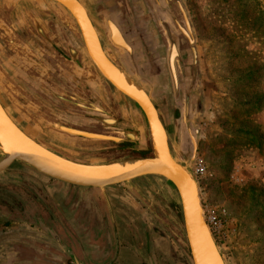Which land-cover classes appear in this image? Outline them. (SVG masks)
<instances>
[{
    "label": "rangeland",
    "instance_id": "374dc122",
    "mask_svg": "<svg viewBox=\"0 0 264 264\" xmlns=\"http://www.w3.org/2000/svg\"><path fill=\"white\" fill-rule=\"evenodd\" d=\"M109 1L86 0V6L93 10L101 3H105L104 6L110 4ZM112 1L118 6L113 10L117 17L126 16L128 21L132 15L124 28L131 36L126 40L133 48L134 63L118 51L113 52L109 47L108 50L120 69L125 67L123 71L151 94L153 103L163 111L167 131L173 137L174 101L164 61L166 41L160 26L145 0ZM178 1L186 12L194 41L195 58L188 43L182 45L186 69L180 75V84L181 95L186 92V86L194 81L197 84L193 106L199 113V136L194 175L204 216L226 264H264V0ZM170 2V11L175 17L172 21L174 30L184 29L182 17L173 7L172 0ZM47 9L42 0H0L1 104L26 134L64 158L84 164L123 158L118 146L101 141L81 142L64 137L56 130L55 115L69 117V121H79L84 115H72L78 113L77 109L57 101L50 94L63 84L67 93L72 94L79 90V81L78 84L76 80L70 83L63 77L70 68L69 63L63 64L59 57L60 54L67 56L68 38L73 37L69 20ZM90 14L94 26L103 36L98 13ZM51 19L63 24L54 25ZM37 25L53 44H48L38 34L41 29L37 27V32ZM71 27L76 28L75 38L82 54L78 28L76 25ZM142 33L146 40L141 38ZM180 38L185 37L180 33ZM80 59L88 63L84 54ZM136 72L144 84L136 79ZM144 75L149 79L145 80ZM83 85L92 92L95 100L101 102L99 105H103L104 110L112 109L119 118L147 130L143 114L135 104L117 98L116 92L109 87L107 95L96 78ZM94 123L97 130H104ZM198 169L201 170L199 173ZM38 182L50 183L20 165H13L0 174L2 221L18 212L21 215L16 203L23 198L30 200L34 193L48 197L36 188ZM135 183L152 202L148 204L152 210L180 235L183 228L180 215L173 207V186L157 177ZM125 192L130 195V203H134L124 212L125 219L133 221L126 223V227L131 233L141 234L144 242L141 246L151 249L156 263L164 262L161 258H166L164 253L170 247L171 251L178 250V263H191L163 225L134 195ZM52 212H48L51 218ZM38 214L36 210L34 218ZM173 221L178 225L175 226ZM119 222L118 217V225ZM149 235H153V243Z\"/></svg>",
    "mask_w": 264,
    "mask_h": 264
},
{
    "label": "water",
    "instance_id": "95a60500",
    "mask_svg": "<svg viewBox=\"0 0 264 264\" xmlns=\"http://www.w3.org/2000/svg\"><path fill=\"white\" fill-rule=\"evenodd\" d=\"M45 1L56 3L71 15L92 63L118 93L140 109L147 130L139 124L124 121L116 113L106 111L100 105H97L102 111H98L97 114L91 116L89 112L87 114L102 129L109 132L107 136L83 134V132L73 128L60 125L56 126V130L69 137L107 142L118 146L124 156L107 163H78L58 155L30 138L12 120L0 102V174L6 172L13 165H20L49 180L84 189L87 194L94 190L100 191L107 207L108 220L110 222L108 229L109 244L114 248L115 259L119 252L118 231L106 189L122 186L130 194L134 195L163 225L183 249L191 264H226L223 254L219 251L206 222L199 186L194 175L199 136V127L197 126L199 113L195 111L193 106V99L197 96L195 93L197 84L194 81L190 86H186V92L181 95L180 75L184 74L186 69L182 45L185 42L188 43L193 58H195V51L190 24L180 2L172 0L173 7L183 19V33L180 30L182 29L181 27H179V31L174 30L172 21L175 17L170 11L166 0H145L146 5L153 11L166 41L165 62L174 101L173 117L175 126L173 137H171L167 131V123L163 111L157 108L142 86L124 71L113 66L106 58L94 30V24L83 6L77 0ZM107 13L103 15V18L111 19L113 16L118 15L113 11L111 13L108 11ZM164 25L171 27L172 33L176 36L177 55L179 57L174 64V79L168 66L171 44ZM180 33L185 37L184 39L180 38ZM38 34L46 39L44 34L42 35L39 32ZM115 49L118 50L120 55L125 56L121 49L117 47ZM135 77L144 84L137 72ZM103 118L111 119L113 123L106 124ZM149 177L163 179L173 186L175 190L172 199L173 207L175 213L180 215L183 228V232L180 235L176 230H172L157 212L152 210L149 206L152 202L144 196L136 185L135 182L137 180ZM39 199H42V197ZM86 201L88 204L91 202L89 198ZM16 208L21 212V215H19V212L17 213L19 218L23 220L25 216L30 218L35 226L58 244L61 251H64L65 254L67 253L66 255L70 258L71 264H80L59 238L60 234L48 211L43 210L49 221V223L45 224L43 219L38 221L33 219L35 209L29 199L23 198L17 203ZM95 210L98 211V208L95 207ZM97 215L100 217L99 212H97ZM173 223L175 226L178 225L175 221Z\"/></svg>",
    "mask_w": 264,
    "mask_h": 264
},
{
    "label": "crops",
    "instance_id": "0c3cea01",
    "mask_svg": "<svg viewBox=\"0 0 264 264\" xmlns=\"http://www.w3.org/2000/svg\"><path fill=\"white\" fill-rule=\"evenodd\" d=\"M80 1L87 8L86 0ZM44 4L48 7V11H56L57 16L66 18L63 8L57 4L45 0ZM88 13L89 15H91L90 13L97 15L96 10H88ZM67 18L73 37L69 36L68 38L70 41L66 50L67 56L60 54L59 57L63 64L69 63L70 72L66 70L63 77L70 83L76 80L78 84L80 77L74 73L73 67L75 65L71 63V57L68 53L69 47H72L77 53L79 52V45L75 38L77 31L75 27H71V25L75 26L72 19ZM50 22H53L54 25L63 24L53 19ZM40 33L42 32L40 31ZM45 37L48 44H53L47 35ZM35 185L40 192H44L49 197L44 198L39 194L40 197H37L34 193L30 199L35 212L37 210L39 213L38 219L35 221L43 219L45 224L49 223L43 208L48 212L49 210L54 211L52 212V221L60 234L59 238L80 264H110L111 262L112 264H157L151 249H145L141 246L144 243L141 234L139 232L131 233L126 227V223H133L132 220L127 221L125 219L126 208L129 205L134 206V203H130V195L121 186L106 189L118 231L119 252L115 259L114 248L109 244L108 229L110 222L107 207L100 191L94 190L87 194L84 189L55 181H50V183L38 182ZM41 197L42 199H39ZM87 198L91 200L89 204L86 201ZM95 207L98 208V211L95 210ZM123 207H125V211ZM97 212L100 213V217H98ZM118 217L120 218L119 225L117 223ZM149 238L153 243V235H149ZM170 248L167 253H164L166 258H161L164 261L162 264H187L186 261L178 263V250L174 248V251H171ZM66 254L60 250L55 241L39 230L30 218L25 216L24 220L17 218L16 220L5 219L2 221L0 217V264H71L70 258Z\"/></svg>",
    "mask_w": 264,
    "mask_h": 264
},
{
    "label": "flooded vegetation",
    "instance_id": "af4514ba",
    "mask_svg": "<svg viewBox=\"0 0 264 264\" xmlns=\"http://www.w3.org/2000/svg\"><path fill=\"white\" fill-rule=\"evenodd\" d=\"M44 2V0H42ZM82 6L83 8L85 9V11L88 13V9L85 7V5L80 1V0H77ZM114 1L110 0L108 5L104 6V4H100L99 6L103 9L101 10L99 6H94L93 10L95 11L96 10V13H98V17H99V20H100V24L102 26V29L103 31L101 32L103 34L100 35L97 28L93 25L94 27V30L96 32V35L99 39V42H100V45L102 47V50H103V53L104 55L106 56V58L118 69H120V66L119 64H117V60L111 55V53L109 52L108 50V47L110 48V50H112L113 52L114 51H118L117 49H115L116 47L121 49V51L123 52H127V53H124L125 56H127V60L132 63H134V51H133V48L131 45H129L128 41L126 39L130 38L131 36L126 34V31H125V25H128L129 21L132 20V15L128 17V21H126L127 17L126 16H123L122 18H119V16L117 17H112L110 20L109 19H106V18H103V15L104 14H108L107 12L109 11L111 13V11L114 10V8H118V6L113 3ZM55 4V3H53ZM168 4L170 5L171 2L170 0L168 1ZM56 5V4H55ZM107 6H108V10L107 9ZM119 6H121V4H119ZM64 11V13H66V17H70L71 16L67 13L66 10L62 9ZM89 16V15H88ZM73 20V19H72ZM105 20V21H104ZM108 20V21H107ZM74 22V21H73ZM109 22H112V24L114 25H109ZM37 27H39L38 25L36 26V31L38 32V29ZM111 27L115 28L118 36L120 37V44L121 43H124V46H121L119 45L118 43H116L114 40H113V37L111 35V32H110V29ZM40 28V27H39ZM41 29V28H40ZM41 32L42 34L43 31L41 29ZM119 32V33H118ZM139 34V33H138ZM141 38L143 40H146V36L145 34H141L140 35ZM105 37V39H104ZM116 44V45H115ZM118 45V46H117ZM115 47V48H114ZM130 47V49H129ZM123 49V50H122ZM83 50L84 52L82 54H84V56L86 57L87 62H84V61H81L80 59V55H82L81 53H77L72 47H69L68 48V53H69V56L71 57V63L73 65H75L73 67V71L74 73L78 74L79 75V85H78V89L79 90H76V92H73L72 94H68L67 91V87L63 84V85H58L55 89L51 90L50 91V94L51 96L56 99L57 101L65 104V105H69L71 107H74L75 109H77V114L75 113H71L72 115H81L83 114L84 115V118L80 119L79 121H74L73 119H70V121L67 119L69 117H66V116H54L56 119H57V123L55 124H58L60 126H64V127H67V128H73L74 130H77V131H80V132H83L84 133H89V134H96V135H100V136H107V132L105 130H97V127H96V124L94 123V121H91L89 115L86 114V112H89L90 113V116L93 115V114H97L98 111H102V109L97 106L99 105L101 102L98 101V100H95V97L94 95L92 94V92L90 90H88L87 88L84 87L83 84H86L87 82L89 81H92L93 79H97L98 82L100 83L101 86H103V89L105 90V93L108 95V87L112 90H114L116 92V96L117 98L119 97V99H122L124 100L125 102H129V103H133L131 102L130 100H128L127 98H125L122 94L118 93L109 83L107 80H105L101 75L100 73L97 71L96 67L94 66V64L92 63L89 55L87 54L86 52V49L85 47L83 46ZM126 50V51H125ZM130 50V51H129ZM111 51V52H112ZM147 53L149 51L145 50ZM129 55V56H128ZM122 56V55H121ZM124 56V57H125ZM121 60V59H120ZM133 60V61H132ZM164 61H165V58H164ZM122 62H123V59H122ZM130 62V63H131ZM139 65V63H137ZM165 66H166V62H165ZM136 67V66H134ZM138 67V66H137ZM153 67V66H152ZM123 70H125V67H121ZM136 69V68H135ZM154 69V67H153ZM121 70V69H120ZM121 70V71H123ZM144 79H149V77H146L144 75ZM74 82V81H73ZM142 83V82H141ZM151 94L148 93V96L151 98L150 96ZM134 104V103H133ZM102 108H103V105H101ZM100 108V109H99ZM106 111L108 109H105ZM104 112V111H103ZM109 112L111 113H116L114 110L112 109H109ZM133 117H135L136 115L135 114H131ZM67 116H71L69 114H67ZM130 116V114H129ZM137 120V119H136ZM133 121V120H132ZM135 121V120H134ZM17 124V123H16ZM73 124V125H72ZM59 134H61L62 136L66 137L68 135L62 133L61 131H58ZM28 135V134H27ZM29 136V135H28ZM30 137V136H29ZM69 137V136H68ZM31 138V137H30ZM72 139H75V140H79L81 142L83 141H88V142H93L94 140H86V139H83V138H79V137H71ZM33 139V138H32ZM35 140V139H33ZM36 141V140H35ZM37 142V141H36ZM104 143V142H103ZM97 164V163H96ZM45 178V177H44ZM47 181H53V180H49L47 178H45ZM38 219V217L36 216L34 218V220ZM70 264V263H69Z\"/></svg>",
    "mask_w": 264,
    "mask_h": 264
},
{
    "label": "bare ground",
    "instance_id": "6f19581e",
    "mask_svg": "<svg viewBox=\"0 0 264 264\" xmlns=\"http://www.w3.org/2000/svg\"><path fill=\"white\" fill-rule=\"evenodd\" d=\"M59 6V5H58ZM61 7V6H60ZM62 8V7H61ZM65 10V9H64ZM68 13V12H67ZM69 14V13H68ZM70 15V14H69ZM71 16V15H70ZM72 18V17H71ZM110 20V19H109ZM108 21V20H107ZM109 25H114L112 24V22H109ZM115 26V25H114ZM165 26V29H166V32H167V35L169 37V40H170V44H171V47H170V50H169V56H168V66L171 70V75L174 79L175 77V66L174 64L178 61V55H177V48H176V36L174 35V33H172V28L171 27H168L167 25H164ZM171 28V29H170ZM181 32L183 33L184 30L183 29H180ZM110 32H111V35L113 37V40L118 43L119 45L121 46H124V43H121L120 44V37L118 36L115 28L111 27L110 29ZM119 33V32H118ZM116 45V44H115ZM118 46V45H117ZM130 49V47H129ZM123 50V49H122ZM126 51V50H125ZM130 51V50H129ZM124 53H127V52H124ZM129 56V55H128ZM133 64V63H132ZM95 66V65H94ZM114 66V65H113ZM97 69V68H96ZM119 69V68H118ZM98 71V69H97ZM99 72V71H98ZM100 73V72H99ZM100 75L102 76V74L100 73ZM105 80H107L104 76H102ZM109 82V81H108ZM128 85V84H127ZM100 109V108H99ZM101 111V110H100ZM103 121L106 123V124H111L113 123V121L111 119H108V118H103ZM132 136V135H131ZM46 178V177H45ZM56 182V181H55ZM59 183V182H58ZM63 184V183H62Z\"/></svg>",
    "mask_w": 264,
    "mask_h": 264
},
{
    "label": "trees",
    "instance_id": "16d2710c",
    "mask_svg": "<svg viewBox=\"0 0 264 264\" xmlns=\"http://www.w3.org/2000/svg\"><path fill=\"white\" fill-rule=\"evenodd\" d=\"M16 205H17V203H16ZM4 216H7V215H4ZM12 217H7V219H11V220H16L17 218H19L18 217V215H11Z\"/></svg>",
    "mask_w": 264,
    "mask_h": 264
},
{
    "label": "built area",
    "instance_id": "2783aa9c",
    "mask_svg": "<svg viewBox=\"0 0 264 264\" xmlns=\"http://www.w3.org/2000/svg\"><path fill=\"white\" fill-rule=\"evenodd\" d=\"M197 171V173H199L201 170L200 169H198V170H196Z\"/></svg>",
    "mask_w": 264,
    "mask_h": 264
}]
</instances>
